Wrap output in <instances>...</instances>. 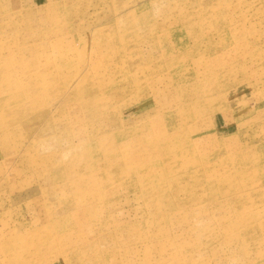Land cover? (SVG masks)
<instances>
[{"label": "rangeland", "instance_id": "1", "mask_svg": "<svg viewBox=\"0 0 264 264\" xmlns=\"http://www.w3.org/2000/svg\"><path fill=\"white\" fill-rule=\"evenodd\" d=\"M0 79V264H264V0H0Z\"/></svg>", "mask_w": 264, "mask_h": 264}, {"label": "bare ground", "instance_id": "2", "mask_svg": "<svg viewBox=\"0 0 264 264\" xmlns=\"http://www.w3.org/2000/svg\"><path fill=\"white\" fill-rule=\"evenodd\" d=\"M1 80V79H0ZM72 162V161H71ZM70 169V168H69Z\"/></svg>", "mask_w": 264, "mask_h": 264}]
</instances>
